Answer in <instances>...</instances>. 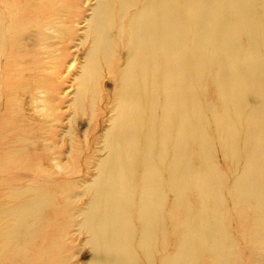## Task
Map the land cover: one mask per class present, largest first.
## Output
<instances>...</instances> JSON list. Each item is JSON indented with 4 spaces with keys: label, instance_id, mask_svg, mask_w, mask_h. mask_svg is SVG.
Returning a JSON list of instances; mask_svg holds the SVG:
<instances>
[{
    "label": "bare ground",
    "instance_id": "bare-ground-1",
    "mask_svg": "<svg viewBox=\"0 0 264 264\" xmlns=\"http://www.w3.org/2000/svg\"><path fill=\"white\" fill-rule=\"evenodd\" d=\"M91 11L89 130L53 152L27 112L63 93L84 3L0 0V264H78L83 237L90 264H264V0Z\"/></svg>",
    "mask_w": 264,
    "mask_h": 264
},
{
    "label": "rangeland",
    "instance_id": "rangeland-1",
    "mask_svg": "<svg viewBox=\"0 0 264 264\" xmlns=\"http://www.w3.org/2000/svg\"><path fill=\"white\" fill-rule=\"evenodd\" d=\"M82 1L84 3L85 13L81 17H79V24L78 25L74 24L73 25L74 28L70 31L71 38H73V35L76 36L75 40L72 41L69 47L70 55H68L67 58H64L65 55L63 56V58L66 59L68 63H70L69 66L75 63L74 69H72L70 72L66 70L64 72V75L65 76L67 75L66 76L67 80L65 83L66 85H63L62 87L63 93H60L58 96H56L57 101H54L52 103L53 109L51 111L47 110L46 104L40 101L39 106H36L34 104V108L27 112L28 115L31 114L32 112H35L37 121L40 122V126H41V123L44 125V129L42 131H39V133L42 134V137L44 139L50 140V142L48 143V146L50 148L53 146L52 148L53 152L55 150L58 151L60 148L62 149L63 140H66L68 144L70 145L72 141L71 132L77 135V140L78 142H80V140H84L86 138L85 134L87 133V130H89V126H88L89 123L87 122L88 118L85 117L84 114L77 115L75 107L71 105L72 100L74 98V94L77 90L75 85L76 83H78V81L75 78L76 76H79L81 73L80 68L85 62V56H86L87 50L89 49V45H86L82 49L79 48V46L82 45L81 43L82 41L80 40L86 37L88 33L87 30H89L87 29L89 27V23L86 22L85 20L87 19L88 16L92 14L91 10L93 9V7L96 5V2H97V0H82ZM54 58H61V57L60 55L54 53L53 59ZM74 81H75V85L73 87ZM5 110H6V107H3L2 112H5ZM110 117L111 115L106 116L104 121H108ZM84 119L86 120V122L83 121ZM98 120L99 118H97V121ZM56 121H57L56 123L57 125L54 124V122ZM56 126H63V128H58ZM107 126H109V123L106 122L104 124V127H107ZM102 146H103V143L102 141H100L99 147H102ZM53 152L51 151V153ZM60 156L61 155L56 153L55 155H53L52 158L55 159V162H53V164L55 166H60L58 169L61 171L62 168L66 169L67 167H69L70 164H69V159H68L69 158L68 153L63 154L61 157ZM219 162L220 164H222V161H219ZM58 169H56L55 171H57ZM90 172L92 174H97V171H94V170L87 171L86 173H90ZM8 173L14 174V170ZM79 177H83V174L73 177L76 183L80 181V180L79 181L77 180L79 179ZM68 178H65V179H68ZM89 179L90 177H86V181ZM83 185H85L83 181L78 183V186L79 187L82 186L81 187L82 189L79 188L77 192L78 191L80 192V190L83 191V189L85 188V186ZM3 195L4 194L0 195V199L2 198ZM82 203L83 201L81 202V204ZM233 230L234 229L232 228V231ZM84 240H86V237H83L80 243H76L77 250H75V252L72 253V256H75L74 263L90 264V262L93 259V255L90 251V248L85 247L86 242H83Z\"/></svg>",
    "mask_w": 264,
    "mask_h": 264
}]
</instances>
